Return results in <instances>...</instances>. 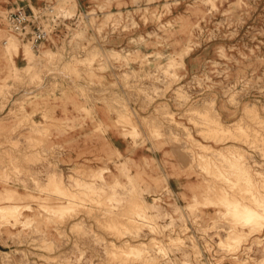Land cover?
Listing matches in <instances>:
<instances>
[{
	"label": "rangeland",
	"instance_id": "1",
	"mask_svg": "<svg viewBox=\"0 0 264 264\" xmlns=\"http://www.w3.org/2000/svg\"><path fill=\"white\" fill-rule=\"evenodd\" d=\"M24 1L0 0V264H264V0ZM17 5L68 27L33 48ZM84 111L185 163L165 177L191 194L68 153Z\"/></svg>",
	"mask_w": 264,
	"mask_h": 264
},
{
	"label": "crops",
	"instance_id": "2",
	"mask_svg": "<svg viewBox=\"0 0 264 264\" xmlns=\"http://www.w3.org/2000/svg\"><path fill=\"white\" fill-rule=\"evenodd\" d=\"M97 0H76L78 6L82 8V10H86L91 8L94 4L96 7L98 4H95ZM26 5H29V1H24ZM31 2V1H30ZM47 45L53 49L52 42L48 43ZM44 111H40L39 117H43L42 114ZM90 115V114H89ZM67 118V117H66ZM83 121L79 125H75L70 128L69 137L73 136L70 139L69 145L64 143V149L71 154V150L76 151V146L70 148L73 145H85L84 149L88 152L85 155L83 162L85 166L92 167L93 163H101L102 161H106L109 159L110 154L109 152L113 151L112 154L115 156L119 163L124 161H128L129 164L133 165L134 169L142 170V167L151 168L149 171L142 170L140 178L149 181L151 183H147L145 188L149 191L154 190L158 191L162 187H169L171 188L180 198L183 195L189 196L191 194V190L189 186L193 183V181L189 180L188 176L185 174H180L176 177L173 175L171 177H165V174L168 172L174 173V168L176 166H185V163H181L178 159L173 158L167 159L168 155H165L164 152L161 153L160 150L157 149V142H150V144L146 145V147L137 146L131 140L125 139L121 133H113L109 135V128L108 125L105 124V118L97 115V116H88V113L84 111L81 115L71 116L67 120H64V123H77ZM57 123V122H56ZM101 129H105L107 127L106 132L97 133V127ZM64 127H66L64 125ZM60 129H62L60 127ZM59 131L56 124L52 129V134ZM118 133V134H117ZM102 136H104V140H102ZM99 139L96 140V139ZM95 140L96 143L93 145V141ZM90 141V142H87ZM104 141V142H102ZM89 143V144H88ZM81 149V148H79ZM172 151V148L170 149ZM166 158V159H165ZM77 159V158H75ZM66 165L69 166H78V163H73L72 161L66 162ZM97 166V165H96ZM99 167V166H98ZM168 168V169H167ZM71 169V167H69ZM177 174V173H176ZM161 186L160 188L158 186Z\"/></svg>",
	"mask_w": 264,
	"mask_h": 264
},
{
	"label": "built area",
	"instance_id": "3",
	"mask_svg": "<svg viewBox=\"0 0 264 264\" xmlns=\"http://www.w3.org/2000/svg\"><path fill=\"white\" fill-rule=\"evenodd\" d=\"M54 12V8L48 5L40 8L17 5L8 11L7 21L15 34L35 48L60 37L63 27H68L66 17L51 16Z\"/></svg>",
	"mask_w": 264,
	"mask_h": 264
},
{
	"label": "bare ground",
	"instance_id": "4",
	"mask_svg": "<svg viewBox=\"0 0 264 264\" xmlns=\"http://www.w3.org/2000/svg\"><path fill=\"white\" fill-rule=\"evenodd\" d=\"M11 41V43L9 42V40H6L5 41V44H8L9 45V43H10V48H9V51H10V54H11V52H12V54L10 55V56H16V55H18L19 56V54L22 52V56L24 57V58H26V57H30V55H31V51L30 50H27V48L25 49V48H23V49H21L20 47H19V45H18V43L16 42V41H14V40H10ZM9 42V43H8ZM5 46V45H4ZM7 46V45H6ZM5 46V47H6ZM7 54V53H6ZM8 55V54H7ZM9 59V58H8ZM15 69H16V67H15ZM249 184V183H248ZM7 191V190H6ZM47 191V190H46ZM214 192V191H213ZM254 195V194H253ZM4 197V196H3ZM48 197V196H47ZM136 199V198H135ZM235 200V199H234ZM239 202V201H238ZM227 203V202H226ZM194 205V204H193ZM261 205V204H260ZM264 205V204H263ZM262 206V205H261ZM3 208V207H2ZM6 208V207H5ZM246 209V208H245ZM250 209V208H249ZM230 210V209H229ZM238 210H240V209H238ZM242 211V210H241ZM248 211H250V210H248ZM13 212V211H12ZM237 212V211H236ZM251 212V211H250ZM248 213V212H247ZM247 213H246V215H247ZM235 214V213H234ZM240 214V213H239ZM249 215V214H248ZM243 221V220H242ZM177 237V236H176ZM152 246V245H151Z\"/></svg>",
	"mask_w": 264,
	"mask_h": 264
}]
</instances>
